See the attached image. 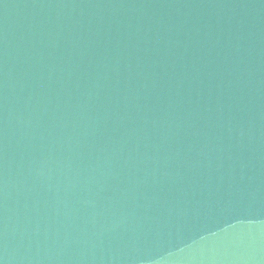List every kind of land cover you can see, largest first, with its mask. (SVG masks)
<instances>
[{
    "label": "water",
    "instance_id": "95a60500",
    "mask_svg": "<svg viewBox=\"0 0 264 264\" xmlns=\"http://www.w3.org/2000/svg\"><path fill=\"white\" fill-rule=\"evenodd\" d=\"M0 264H264V0H0Z\"/></svg>",
    "mask_w": 264,
    "mask_h": 264
}]
</instances>
